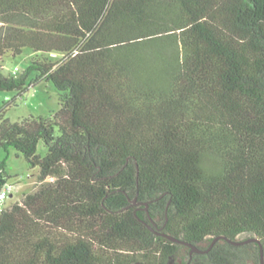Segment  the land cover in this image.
<instances>
[{
	"label": "trees",
	"instance_id": "1",
	"mask_svg": "<svg viewBox=\"0 0 264 264\" xmlns=\"http://www.w3.org/2000/svg\"><path fill=\"white\" fill-rule=\"evenodd\" d=\"M26 47L61 58L0 66V91L26 92L36 71L60 108L0 110V148L39 168L0 213V264L188 256L163 233L200 248L222 236L194 264H262L264 0H0V60Z\"/></svg>",
	"mask_w": 264,
	"mask_h": 264
},
{
	"label": "rangeland",
	"instance_id": "2",
	"mask_svg": "<svg viewBox=\"0 0 264 264\" xmlns=\"http://www.w3.org/2000/svg\"><path fill=\"white\" fill-rule=\"evenodd\" d=\"M34 58H48L57 61L61 58V54L39 53L26 47L20 54L7 53L0 60V66H5L2 71L6 75L11 74L18 67V75H20L28 68ZM37 74L36 71L30 74L27 79L29 88L22 94L17 91H0V110L4 108L6 103H9L8 107L4 109V115L12 122L20 121L32 115H48L60 108L59 91L52 82L42 79L34 86L30 85ZM39 152L42 154L46 152V146L43 142L39 144ZM0 161L6 162V173L16 183L13 197L7 201L8 207L20 200L24 192L36 189L39 168L30 167L25 156L13 148H10L9 151L0 148ZM180 251L185 256L186 250L182 248Z\"/></svg>",
	"mask_w": 264,
	"mask_h": 264
},
{
	"label": "water",
	"instance_id": "3",
	"mask_svg": "<svg viewBox=\"0 0 264 264\" xmlns=\"http://www.w3.org/2000/svg\"><path fill=\"white\" fill-rule=\"evenodd\" d=\"M163 235L164 236H167L168 238H170L171 240H173V241H177V242H180V243H184V244H187V245H189L192 249H191V253H193V252H196V253H208L211 249H212V247H213V245L215 244V242L217 241V240H219V238H221L222 236H219V237H216L214 240H213V242H212V244L210 245V247H208V248H206V249H202V248H200L199 246H197V245H194V244H190V243H188V242H185V241H183V240H181V239H178V238H176V237H173V236H170V235H167V234H165V233H163ZM224 237V236H223ZM225 238V237H224ZM227 239V238H226ZM228 241H230V242H232L233 244H236V245H239V244H242V243H245V242H249V241H257V242H259V239L258 238H251V239H249V240H246V241H233V240H231V239H227ZM261 262H262V264H264V252H263V247H262V245H261Z\"/></svg>",
	"mask_w": 264,
	"mask_h": 264
},
{
	"label": "built area",
	"instance_id": "4",
	"mask_svg": "<svg viewBox=\"0 0 264 264\" xmlns=\"http://www.w3.org/2000/svg\"><path fill=\"white\" fill-rule=\"evenodd\" d=\"M3 68L5 66L3 65ZM18 67H16L11 74L17 75L18 74ZM16 184L13 181H7L1 188H0V213L6 208L7 201L10 199L14 193Z\"/></svg>",
	"mask_w": 264,
	"mask_h": 264
},
{
	"label": "flooded vegetation",
	"instance_id": "5",
	"mask_svg": "<svg viewBox=\"0 0 264 264\" xmlns=\"http://www.w3.org/2000/svg\"><path fill=\"white\" fill-rule=\"evenodd\" d=\"M206 246L207 244H201V248L202 249H206ZM187 252V255L188 256H185V257H179L177 259V261L174 263V264H194V262H192V259H201V260H205L206 259V253H196V252H193L191 253V251H189L188 249L186 250Z\"/></svg>",
	"mask_w": 264,
	"mask_h": 264
},
{
	"label": "crops",
	"instance_id": "6",
	"mask_svg": "<svg viewBox=\"0 0 264 264\" xmlns=\"http://www.w3.org/2000/svg\"><path fill=\"white\" fill-rule=\"evenodd\" d=\"M53 54H56V53H53ZM16 184V183H15ZM14 194V193H13ZM12 197H13V195H12ZM19 201V200H18Z\"/></svg>",
	"mask_w": 264,
	"mask_h": 264
}]
</instances>
